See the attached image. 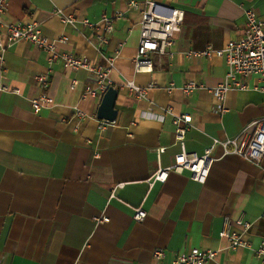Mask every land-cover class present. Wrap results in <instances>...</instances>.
<instances>
[{"label": "crops", "instance_id": "obj_1", "mask_svg": "<svg viewBox=\"0 0 264 264\" xmlns=\"http://www.w3.org/2000/svg\"><path fill=\"white\" fill-rule=\"evenodd\" d=\"M129 1L8 0L3 29L35 22L51 38H69L57 44L59 52L92 62H103L93 30L63 23L55 8L94 21L104 12L122 15L105 46L106 54L117 55L109 78L119 92L116 119L104 128L97 117L102 96L85 95L94 74L65 68L60 58L49 61L45 50L25 41L0 59V85L10 88L0 91V264H153L157 248L166 251L164 264H172L174 253L192 247L218 251L205 264H260L252 248H227L221 234L243 232L253 248L264 240V156L257 163L225 153L215 140L264 118V77L229 90L218 110L211 88L224 80L225 58L187 52L224 47L244 31L245 8L264 19V0H155L185 15L174 44L152 54V69L143 71L134 68L141 14ZM39 74H48L47 86L39 85ZM130 80L147 88L146 97L129 91ZM190 80L202 86L186 94L181 87ZM40 93L54 104L35 113L30 99ZM77 109L87 116H76ZM183 112L193 115L187 151L212 147L210 173L201 184L172 171L151 186L152 173L181 150L173 114ZM139 206L147 212L142 221L133 219ZM102 214L109 220L97 222Z\"/></svg>", "mask_w": 264, "mask_h": 264}, {"label": "built area", "instance_id": "obj_2", "mask_svg": "<svg viewBox=\"0 0 264 264\" xmlns=\"http://www.w3.org/2000/svg\"><path fill=\"white\" fill-rule=\"evenodd\" d=\"M8 0H0V59H3L5 50L18 41L32 43L48 53L49 61L61 59L65 68L85 69L96 76L94 84L86 87V96H103L104 92L111 85L109 73L115 66L117 55L105 53V46L109 43V35L114 30L115 17L122 14L117 13L115 16L103 13L99 20L94 21L87 17L77 18L72 13H67L65 9L56 7L55 14L63 23L74 24L81 22L84 27L93 30L95 33V46L103 62H92L86 57L77 56L71 51L59 52L57 44L65 42L69 38L61 35L51 38L44 34L41 27L35 22L23 23L12 22L4 24L2 27V14L5 12ZM129 7L139 10L140 19V41L137 53L134 58V68L137 71L152 69V54L162 55L166 53L168 46L175 42V34L181 30L184 20L185 11L177 7H165L155 0H130ZM245 29L237 38L230 39L224 47L214 49L208 46L202 50H190L188 56L201 57L211 56L213 53L224 57L227 64V72L224 80L211 88L214 97L217 99L219 110L224 102L226 94L232 89H242L247 87V79L253 75L264 77V19L257 16L254 8H245ZM41 87L47 86L49 82L48 74H39L36 76ZM126 86L129 91L137 97H146L145 87L135 84L133 81H127ZM202 84L195 80H190L181 88L184 93L194 92ZM7 86L0 85V91L9 90ZM19 92L18 89H12ZM32 109L35 113L44 108L53 106L54 99L46 93H40L30 99ZM168 111L172 112L170 108ZM76 116L79 118L86 117L87 114L81 109L76 110ZM175 124V139L181 146L180 152L174 156V161L168 166H159L149 178L152 186L156 182H165L169 174L174 172H188L190 177L203 184L210 173L211 166L215 160L212 156V147H208L203 153L188 152L186 149V135L193 125V115L187 112L173 114ZM108 121L100 119V128H104ZM253 127L252 131L249 129ZM220 142L225 148V153H235L241 157L253 160L259 163L264 156V118L251 122L243 128L236 136ZM164 148H160V151ZM98 155V153H96ZM264 181V177H263ZM115 197V189L112 192ZM146 210L139 206L134 208L133 219L142 221L146 218ZM97 222H106L109 218L102 214L95 217ZM237 223L248 227L249 223L243 219L237 220ZM228 239L227 248L236 249L239 247H250L253 249L255 256L260 264H264V240L256 247H252L250 242L245 238L243 232L235 230H225L221 234ZM218 251L213 249H202L192 247L184 252L174 253L171 259L172 264H205L213 259ZM166 251L157 248L153 252V264H164ZM135 264V263H134Z\"/></svg>", "mask_w": 264, "mask_h": 264}, {"label": "water", "instance_id": "obj_3", "mask_svg": "<svg viewBox=\"0 0 264 264\" xmlns=\"http://www.w3.org/2000/svg\"><path fill=\"white\" fill-rule=\"evenodd\" d=\"M118 88L110 85L102 96L101 103L97 110V117L112 122L116 119L117 109L115 108L118 96Z\"/></svg>", "mask_w": 264, "mask_h": 264}]
</instances>
